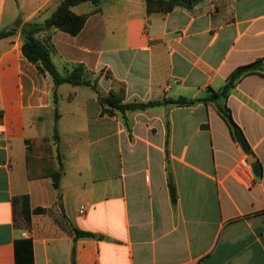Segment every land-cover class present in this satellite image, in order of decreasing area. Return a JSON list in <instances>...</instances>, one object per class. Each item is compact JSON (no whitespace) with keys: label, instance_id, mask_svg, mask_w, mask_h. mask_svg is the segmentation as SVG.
I'll use <instances>...</instances> for the list:
<instances>
[{"label":"crops","instance_id":"obj_1","mask_svg":"<svg viewBox=\"0 0 264 264\" xmlns=\"http://www.w3.org/2000/svg\"><path fill=\"white\" fill-rule=\"evenodd\" d=\"M57 1L0 0V31L16 30L0 39V264H264V0L73 6L90 13L78 35L36 37L97 89L56 88L22 51V27ZM256 61L227 98L201 100ZM121 86L125 103L196 101L104 113L98 91Z\"/></svg>","mask_w":264,"mask_h":264},{"label":"trees","instance_id":"obj_2","mask_svg":"<svg viewBox=\"0 0 264 264\" xmlns=\"http://www.w3.org/2000/svg\"><path fill=\"white\" fill-rule=\"evenodd\" d=\"M92 2L98 5L103 0H58L57 6L50 17L42 23H27L22 27L23 46L22 51L27 59L35 64L43 73H49L55 83V86L69 83L72 85H92L90 81L84 79L86 68L83 64L74 66L73 70L67 74H62L58 71L57 67L51 58V49L43 41L36 37V34L47 30H61L70 35H78L84 28L90 13L78 14L72 7L83 2ZM147 12L149 14L154 12L167 13L172 11L178 6L191 7L193 0H146ZM15 29H7L0 31V39L12 36ZM261 61H256L247 65L236 68L227 78L225 85L219 91L211 90L209 95L202 98L203 101L216 100L219 98H227L236 84L245 75L255 72L259 69ZM95 89L97 87L92 85ZM55 98L57 101V93L55 91ZM98 99L103 106V112L109 115H114L115 110L125 113L127 110H143L151 106L160 105L162 103H175V104H191L196 100H188L186 98L166 99L163 101H148V102H128L125 103V88L121 86L119 90H112L107 95H102L98 91ZM218 108L222 116L230 125L234 139L239 141L244 147H248L247 140L243 134L242 129L234 121L228 107L224 104H218ZM56 117L58 118V111L56 108ZM57 134V133H56ZM57 136V135H56ZM63 163L60 161V168L53 174V184L59 188L60 180L62 177ZM170 190L172 199L175 201L176 186L173 180H170ZM42 209H38L41 211ZM79 236H95L91 232L78 231Z\"/></svg>","mask_w":264,"mask_h":264},{"label":"built area","instance_id":"obj_3","mask_svg":"<svg viewBox=\"0 0 264 264\" xmlns=\"http://www.w3.org/2000/svg\"><path fill=\"white\" fill-rule=\"evenodd\" d=\"M85 210H86V208H85L84 206H82L81 209H80V213H81L82 215L85 214Z\"/></svg>","mask_w":264,"mask_h":264},{"label":"rangeland","instance_id":"obj_4","mask_svg":"<svg viewBox=\"0 0 264 264\" xmlns=\"http://www.w3.org/2000/svg\"><path fill=\"white\" fill-rule=\"evenodd\" d=\"M86 5H88V4H86ZM81 7H82V8H79L78 10H80V11L82 10V11H83V9H85L87 6H84V5H83V6H81ZM84 7H85V8H84Z\"/></svg>","mask_w":264,"mask_h":264},{"label":"water","instance_id":"obj_5","mask_svg":"<svg viewBox=\"0 0 264 264\" xmlns=\"http://www.w3.org/2000/svg\"><path fill=\"white\" fill-rule=\"evenodd\" d=\"M197 0H193V2H196Z\"/></svg>","mask_w":264,"mask_h":264}]
</instances>
